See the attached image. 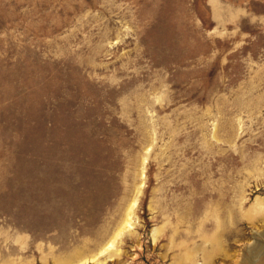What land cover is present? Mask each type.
I'll return each instance as SVG.
<instances>
[{
    "label": "rangeland",
    "instance_id": "374dc122",
    "mask_svg": "<svg viewBox=\"0 0 264 264\" xmlns=\"http://www.w3.org/2000/svg\"><path fill=\"white\" fill-rule=\"evenodd\" d=\"M136 196L86 264L264 243V0H0V264L93 257Z\"/></svg>",
    "mask_w": 264,
    "mask_h": 264
},
{
    "label": "bare ground",
    "instance_id": "6f19581e",
    "mask_svg": "<svg viewBox=\"0 0 264 264\" xmlns=\"http://www.w3.org/2000/svg\"><path fill=\"white\" fill-rule=\"evenodd\" d=\"M143 161H145V159ZM140 174L143 177L144 171L142 170ZM141 186H142V184L139 187H141ZM138 192H139V188H138ZM136 206H137V196L134 197L127 204L120 223L117 225L116 229L113 231L112 235L107 239V241L99 248V251L96 255H94L93 257L84 258V259H79L80 255H76L75 257H72L68 260L58 261V262H56V264H86L87 261H89V260L91 262H94L95 260H97L98 256H101V255L107 254V258H111L112 256L119 255L120 250L117 247V243L119 242V240L122 238L123 235L131 234L134 231V225H135V220H136V216H135ZM252 210L258 211V213H260L262 215V221L264 222V202H262L260 200H256V203L253 206V208L251 209V211ZM152 233H155V231L153 230ZM175 234H176V231H174V233L171 235L170 239L173 238ZM253 236H252V239H253ZM201 237H202V239L204 238V241H203V244L199 245V246L195 245L192 248H189L185 245V242L176 243V245H173V246H181L184 250L183 256L177 257V254L175 256H173V258L176 260H178L179 258L184 259V260L180 263L175 261V263H173V264H209V263L211 264V263L216 262V260L218 259L217 256L219 253L214 249L218 247L217 249L220 251L219 248L221 246V240L216 235H213L211 237H208V236H201ZM258 237L264 239V234H262ZM202 239H201V241H202ZM154 240L155 239H153V241ZM207 243H210L211 250L207 248V246H206ZM244 250L245 251L242 254H240V256H238L237 260L231 261V263H233V264L234 263H237V264L238 263H240V264H264V243H261L259 240L256 239L253 242L247 244V246L244 248ZM75 260H78V261L76 263H73ZM45 261H47V260H45ZM98 263H101V262H98ZM15 264H16V262H15Z\"/></svg>",
    "mask_w": 264,
    "mask_h": 264
}]
</instances>
